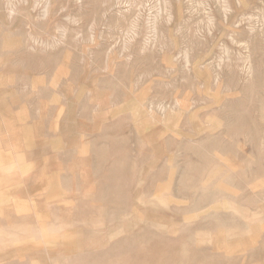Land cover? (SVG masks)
Masks as SVG:
<instances>
[{
	"label": "rangeland",
	"instance_id": "1",
	"mask_svg": "<svg viewBox=\"0 0 264 264\" xmlns=\"http://www.w3.org/2000/svg\"><path fill=\"white\" fill-rule=\"evenodd\" d=\"M5 30L10 35L15 32L13 37L6 35ZM0 35V97L5 94L3 98L7 96L8 101L0 99V179L4 181L1 184L0 180V264H64L66 258L67 264H129L112 259V255L98 259L93 256L105 252L99 248L101 239H111L113 243L123 238L120 231H111V226L120 229L122 222L128 221L132 223L128 224L130 229L136 232L139 215L150 226L151 233L163 236L164 240H183L192 232L194 244L206 248L217 264H264V257L255 255L264 247V0H0ZM20 97L23 100L19 101ZM228 104L232 106L227 111ZM82 109L88 115L87 123L80 119ZM158 113H163V117ZM225 114L239 115L240 120L249 118L250 122L241 134H228L217 140L224 145V151L208 150L216 141V134L237 125L226 124L222 120ZM119 120L123 122L120 124ZM113 127L116 135L128 130L125 136L130 134L141 147V152L135 151L131 158H143L142 167L128 169L131 179L127 180V217L115 224L116 218L109 221L101 213L96 214L97 204L93 208L86 204L85 209L84 202L79 200L91 191L86 166L93 153L87 149L90 140L102 135L104 128L110 131ZM61 157L64 162L59 160ZM112 165L121 168L122 160L107 158L100 168L109 170ZM5 166L12 172L3 170ZM159 173L162 176L155 177ZM13 188L15 192H10ZM8 193L12 194L7 196ZM7 225L9 229L16 227L12 237L13 229L8 230ZM26 225L39 230L34 231L36 236L30 237L31 233L27 237L25 231L33 229L28 230ZM56 225V230H64L56 233L52 229ZM205 225L212 229L200 230ZM253 231L260 236L257 238ZM76 235V239L72 238Z\"/></svg>",
	"mask_w": 264,
	"mask_h": 264
},
{
	"label": "bare ground",
	"instance_id": "2",
	"mask_svg": "<svg viewBox=\"0 0 264 264\" xmlns=\"http://www.w3.org/2000/svg\"><path fill=\"white\" fill-rule=\"evenodd\" d=\"M6 21V20H5ZM20 29H21V27H20ZM20 29L19 30H17L19 33L18 34H20ZM6 31V30H5ZM7 32H8V30L5 32L6 33V35H10V32H9V34H7ZM22 32V31H21ZM15 32H13V34H14ZM23 33V32H22ZM12 34V35H13ZM12 35H10V37H13ZM21 35V37H22V35L23 34H20ZM20 35H15V36H20ZM14 36V37H15ZM0 37H1V35H0ZM22 39V38H21ZM24 40V39H23ZM26 43V42H25ZM15 44V43H14ZM21 46V45H20ZM22 47V46H21ZM30 48V47H29ZM27 49H28V47H27ZM17 50V49H16ZM23 50V49H22ZM29 50V49H28ZM30 51H32V50H30ZM18 52V51H17ZM28 52V51H27ZM8 53V52H7ZM32 54H33V52H31ZM57 54V53H56ZM137 54V53H136ZM17 55V54H16ZM16 55L14 56L15 58H16ZM31 55V54H30ZM59 55V54H58ZM74 55V54H73ZM28 56V55H27ZM26 56V57H27ZM201 56V55H200ZM44 57V56H43ZM77 57V56H76ZM30 58V57H29ZM203 58V57H202ZM32 60V59H31ZM39 60V59H38ZM22 61V60H21ZM194 61V60H193ZM219 61V60H218ZM8 62H9V60H8ZM25 62V61H24ZM33 62V61H32ZM1 63V62H0ZM17 63H18V61H17ZM16 63V64H17ZM31 63V62H30ZM38 63H41V62H38ZM70 63V62H69ZM220 63V62H219ZM19 64H22L23 65V63H19ZM37 64V63H36ZM58 64V63H57ZM73 64V63H72ZM169 64V63H168ZM205 64V63H204ZM28 64H26V66H27ZM41 65H43V64H41ZM50 65H52V64H50ZM61 65V64H60ZM199 65V64H198ZM1 66V65H0ZM11 66V65H10ZM19 67H21L20 65H18ZM24 66V65H23ZM30 66H31V64H30ZM124 66V65H123ZM203 66V65H202ZM3 67V66H2ZM7 67V66H6ZM199 67V66H198ZM15 68V67H14ZM37 68V67H36ZM79 68H81V67H79ZM245 68V67H244ZM243 68V69H244ZM10 69H11V67H10ZM19 69H21V68H18L17 70H19ZM23 69H25V68H23ZM22 69V70H23ZM28 69H30V68H28ZM28 69H25V70H27L28 71ZM195 69V68H194ZM197 69V68H196ZM233 69V68H232ZM34 70V69H33ZM30 71V70H29ZM32 71V70H31ZM56 71V70H55ZM64 71V70H63ZM21 72V71H20ZM39 72V71H38ZM62 72V71H61ZM3 73H5V72H3ZM37 73V72H36ZM52 73H53V71H52ZM208 73V72H207ZM230 73V72H229ZM228 73V74H229ZM241 73V72H240ZM20 74H22V73H20ZM19 74V75H20ZM54 74V73H53ZM204 74V73H203ZM213 74V73H212ZM243 74V73H242ZM146 75V74H145ZM214 75H216V74H214ZM218 75H220V74H218ZM259 75V74H258ZM257 75V76H258ZM21 76V75H20ZM23 76V75H22ZM161 76V75H160ZM217 76V75H216ZM215 76V77H216ZM230 76V75H229ZM234 76V75H233ZM0 77H2V76H0ZM24 77V76H23ZM26 77V76H25ZM214 76H213V78H215ZM232 77V76H231ZM247 77V76H246ZM5 78V77H4ZM220 78V77H219ZM222 78H223V76H222ZM234 78H235V76H234ZM215 79H217V77L215 78ZM185 80H186V78H185ZM225 80V79H224ZM228 80V79H227ZM28 81V80H27ZM98 81V80H97ZM102 81H103V79H102ZM215 81H217V80H215ZM221 81V80H220ZM238 81V80H237ZM13 82V81H12ZM22 82V81H21ZM56 82V81H55ZM189 82V81H188ZM213 82V81H212ZM11 83V82H10ZM29 83V82H28ZM215 83V82H214ZM220 83V82H219ZM216 84V83H215ZM221 84V83H220ZM220 84H218V85H220ZM239 84V83H238ZM12 85V84H11ZM25 85V84H24ZM23 85V86H24ZM113 85V84H112ZM129 85V84H128ZM202 85H204V84H202ZM201 85V86H202ZM226 85V84H225ZM6 86V85H5ZM10 86V85H9ZM15 86H17L16 84H15ZM19 86H22V85H19ZM18 86V87H19ZM45 86V85H44ZM56 86V85H55ZM131 86H132V83H131ZM134 86V85H133ZM188 86V85H187ZM52 87H53V85H52ZM99 87H101V86H99ZM102 87H104V86H102ZM217 87V86H216ZM219 88L221 87V86H218ZM238 87H239V85H238ZM55 88V87H54ZM227 88V87H226ZM249 88V87H248ZM8 89V88H7ZM16 89V88H15ZM32 89V88H31ZM30 89V90H31ZM101 89V88H100ZM107 89V88H106ZM218 89V88H217ZM5 90H6V87H5ZM4 90V91H5ZM127 90V89H126ZM130 90V89H129ZM233 90V89H232ZM19 91H20V88H19ZM39 91V90H38ZM89 91V90H88ZM92 91V90H91ZM110 91V90H109ZM215 91H216V88H215ZM116 92H119V91H116ZM128 92V91H127ZM16 93V92H15ZM74 93V92H73ZM87 93V92H86ZM14 94V93H13ZM43 94V93H42ZM88 94V93H87ZM5 95V94H4ZM3 95V96H4ZM86 95V94H85ZM84 95V96H85ZM113 95V94H112ZM122 95V94H121ZM124 95V94H123ZM3 96H1L2 97V99H4V100H6L7 101V99H5V98H7V96L5 97V98H3ZM10 96H12V95H9V97ZM15 96V95H14ZM37 96V95H36ZM84 96H83V98H84ZM133 96V95H132ZM1 97H0V99H1ZM88 97V96H87ZM96 97V96H95ZM244 97V96H243ZM14 98H16V97H14ZM249 98V97H248ZM97 99V98H96ZM191 99V98H190ZM11 100V99H10ZM20 100H23L21 97L19 98V101ZM65 100V99H64ZM63 100V101H64ZM84 100H85V98H84ZM126 100V99H125ZM5 101V102H6ZM25 101V100H24ZM29 101V100H28ZM48 101V100H47ZM50 101V100H49ZM116 101V100H115ZM127 101V100H126ZM129 101V100H128ZM191 101V100H190ZM2 102V101H1ZM8 102V101H7ZM15 102V101H14ZM80 102H82V101H80ZM171 102V101H170ZM198 102V101H197ZM233 102V101H232ZM235 102V101H234ZM3 103V102H2ZM28 102H26V104H27ZM50 103V102H49ZM66 103V102H65ZM83 103V102H82ZM87 103V102H86ZM123 103H124V101H123ZM164 103V102H163ZM169 103V102H168ZM1 104V103H0ZM110 104V103H109ZM111 104H113L112 102H111ZM175 104V103H174ZM192 104H194V103H192ZM198 104H199V102H198ZM222 104V103H221ZM237 104V103H236ZM3 105V104H2ZM5 105V108H6V106H7V104H4ZM20 105V104H19ZM50 105V104H49ZM64 105V104H63ZM122 105V104H121ZM121 105H120V107H121ZM136 105V104H135ZM140 105V104H139ZM149 105H150V103H149ZM163 105V104H162ZM165 105H166V103H165ZM195 105V104H194ZM247 105V104H246ZM245 105V106H246ZM15 106V105H14ZM51 106V105H50ZM67 106V105H66ZM81 106V105H80ZM94 106V105H93ZM114 106V105H113ZM116 106V105H115ZM125 106V105H124ZM141 106V105H140ZM156 106V105H155ZM161 106V105H160ZM167 106V105H166ZM177 106V105H176ZM206 106V105H205ZM212 106V105H211ZM220 106V105H219ZM222 106V105H221ZM232 106V104H228V105H226V110L228 111V109H230V107ZM4 107V106H3ZM8 107H9V105H8ZM33 107V106H32ZM142 107V106H141ZM169 107V106H168ZM194 107V106H193ZM193 107H192V109H193ZM223 107V106H222ZM17 108V107H16ZM79 108H82V107H79ZM94 108V107H93ZM122 108V107H121ZM143 108V107H142ZM146 108H149V107H146ZM152 108V107H151ZM156 108V107H155ZM157 108H158V105H157ZM160 108V107H159ZM158 108V109H159ZM164 108V107H163ZM163 108H162V110H163ZM195 108V107H194ZM200 108L201 107H199V110H200ZM214 108V107H213ZM212 108V109H213ZM13 109V108H12ZM15 109V108H14ZM52 109H54V108H52ZM89 109V108H88ZM127 109H128V107H127ZM190 109V108H189ZM192 109H190V110H192ZM221 109V108H220ZM219 109V110H220ZM223 109V108H222ZM221 109V110H222ZM34 110V109H33ZM65 110V109H64ZM87 110V109H86ZM144 110V109H143ZM146 110V109H145ZM149 110H151V109H149ZM157 110V109H156ZM160 110V109H159ZM165 110V109H164ZM170 110H171V108H170ZM224 110V109H223ZM0 111H2V109H0ZM154 111V110H153ZM180 111V110H179ZM203 111V110H202ZM81 114H82V116H81V120L82 121H84V122H86V121H88V115L86 114V112H84V110L82 109L81 111ZM103 112V111H102ZM101 112V113H102ZM106 112V111H105ZM105 112H104V114H105ZM109 112V111H108ZM133 112V111H132ZM148 112V111H147ZM157 112V111H156ZM160 112H162L161 110H160ZM185 112V111H184ZM57 113V112H56ZM99 113V112H98ZM131 113V112H130ZM129 113V114H130ZM149 113V112H148ZM163 113H164V111H163ZM162 113V114H163ZM178 113H180V112H178ZM189 113V112H188ZM241 113H242V111H241ZM254 113H255V111H254ZM2 114V113H1ZM32 114V113H31ZM95 114H97V113H95ZM95 114H94V116H95ZM103 114V113H102ZM101 114V116H104V115H102ZM107 114V113H106ZM136 114V113H135ZM158 114H160V115H162L161 113H158ZM181 114V113H180ZM184 114V113H183ZM183 114H182V116H183ZM220 114H221V111H220ZM37 115H38V112H37ZM47 114H45V112H44V116H46ZM56 115V114H55ZM65 115V114H64ZM93 115V114H92ZM108 115H109V113H108ZM132 115V114H131ZM130 115V116H131ZM154 115V114H153ZM156 115V114H155ZM226 115V114H225ZM238 115V114H237ZM33 116V115H32ZM43 116V115H42ZM41 116V118H43ZM97 116V115H96ZM148 116V115H147ZM239 116V115H238ZM238 116H228V115H226V117H224V115L222 116V120L224 121V122H226V124H229V122H234V123H237V125H234V127L233 128H231V129H229L230 131H227V129H223L220 133H218V134H216V136H214L215 138H216V141H214V144L213 145H211L210 147H209V149L208 150H213V149H217V150H219V149H221V150H223L224 151V145H221V143L219 142V141H217V140H219V139H224V135H227L228 136V134L229 135H236V134H241L242 132H243V130L246 128V126L245 125H247L250 121H249V118H242L241 120H240V118L238 117ZM38 117V116H37ZM49 117V116H48ZM133 117V116H132ZM131 117V118H132ZM149 117V116H148ZM162 117H163V115H162ZM192 117V116H191ZM40 118V117H39ZM67 118V117H66ZM92 118H93V116H92ZM98 120H99V117H96ZM118 118H119V116H118ZM144 118H146V117H144ZM152 119H153V116L151 117ZM204 118V117H203ZM37 120H40V119H38V118H36ZM35 119V120H36ZM45 119V118H44ZM52 119V118H51ZM78 119V118H77ZM96 119V120H97ZM102 119V118H101ZM130 119V118H129ZM158 119V118H157ZM156 119V120H157ZM208 120H209V116H208V118H207ZM212 119V118H211ZM210 119V121H212ZM219 119V118H218ZM42 120V119H41ZM93 120H95L94 118H93ZM121 120V119H120ZM120 120H119V123H120ZM142 120V119H141ZM146 120V119H145ZM147 120H149L148 118H147ZM151 120V119H150ZM159 120H160V117H159ZM180 120H182V119H180ZM179 120V121H180ZM207 120V121H208ZM214 120V119H213ZM219 120H221V118L219 119ZM221 120V121H222ZM240 120V121H239ZM34 121V120H33ZM32 121V122H33ZM80 121V120H79ZM99 121H101V120H99ZM111 121V120H110ZM140 121V120H139ZM163 121V120H162ZM179 121H178V124H179ZM205 121H206V117H205ZM209 121V122H210ZM30 122V121H29ZM32 122H30V123H32ZM54 122V121H53ZM90 122V121H89ZM88 122V123H89ZM118 122V121H117ZM123 122V121H122ZM121 122V123H122ZM126 122V121H125ZM148 122V121H147ZM160 121H158V122H156V123H159ZM194 122V121H193ZM223 122V123H224ZM37 123L39 124H41V122L40 121H37ZM87 123V122H86ZM108 123V122H107ZM120 123V124H121ZM140 123H142V122H140ZM140 123H138L139 125H140ZM150 123V122H149ZM181 123V122H180ZM34 124V123H33ZM49 124H52V122H49ZM56 124V123H55ZM117 124V123H116ZM119 124V125H120ZM135 124V123H134ZM137 124V125H138ZM160 124H162V123H160ZM169 124V122L168 123H166L165 125H168ZM176 124V123H175ZM177 124V125H178ZM203 124V123H202ZM215 124V123H214ZM112 125V124H111ZM136 125V124H135ZM141 125H143V124H141ZM148 125V124H147ZM149 125H151L150 127H152L153 125L152 124H149ZM163 125V124H162ZM233 125V124H232ZM42 126V125H41ZM52 126H53V124H52ZM116 126H118V125H116ZM158 126V125H157ZM176 126V125H175ZM206 126V125H205ZM255 126V125H254ZM258 126V125H257ZM44 127H47V125H45V123H44ZM101 127H103V126H101ZM111 127V126H110ZM141 127V126H140ZM140 127L138 126V128L140 129ZM144 127V126H143ZM142 127V128H143ZM149 127V126H148ZM154 127H156V126H154ZM165 127V126H164ZM172 127H173V125H172ZM202 127V126H201ZM209 127V126H208ZM220 127H222V126H220ZM141 128V130H143ZM146 128V127H145ZM178 128V127H177ZM186 128V127H185ZM205 128H207V127H205ZM216 128V127H215ZM48 129H53V127H51V126H49L48 127ZM105 129V128H104ZM103 129V131H102V135H100L98 138H94V139H91L90 140V143H89V146L87 147V149H90V150H93L92 152V154H91V157L88 159V163H86V166L88 167V170H89V172H90V176H91V181H90V183H91V187H90V189H91V191L90 192H88V193H90V194H85V195H83L82 196V198L81 199H79L82 203H83V205H84V208L85 209H87V207H86V204H91V207L93 208V204L95 203V204H97V210H96V214H98V213H101L100 214V216H103V217H105L106 219H108L109 221H114L113 219L114 218H116L115 219V221L113 222L114 224H115V222H116V220H118V219H121V218H123V219H125V217H127V215L125 214L126 212H125V210H126V208H127V205H126V200L128 199L127 198V194H126V192H128L127 190H128V186H127V180H128V169H130L131 171H132V167H138V166H143L142 164H143V158H140L139 160L136 158V159H133V158H131V154L132 153H134L135 151H137V153L138 152H141V147L140 146H138V143L136 142V140H134V139H132V138H130V134L129 135H127V136H125V134H127L128 133V130H121L120 131V133L121 134H119V135H116V133H118L117 131H116V128L115 127H113L110 131H106V130H104ZM165 129H166V127H165ZM164 129V130H165ZM179 129V128H178ZM184 129V128H183ZM214 129V128H213ZM221 129V128H220ZM1 130V129H0ZM150 130V129H149ZM176 130V129H175ZM56 131V130H55ZM100 131H101V129H100ZM136 131H138V130H136ZM166 131V130H165ZM164 131V132H165ZM172 131H173V129H172ZM190 131V130H189ZM211 131V130H210ZM213 131V130H212ZM215 131H217V130H215ZM251 131V130H250ZM1 132V131H0ZM45 132V131H44ZM139 132V131H138ZM168 132H171V131H168ZM188 132V131H187ZM186 132V133H187ZM193 132V131H192ZM261 132V131H260ZM48 133V132H47ZM46 133V134H47ZM82 133V132H81ZM96 133V132H95ZM101 134V132H98V134ZM139 133H142V131H140ZM161 133V132H160ZM163 133V132H162ZM0 134H2V133H0ZM30 134H31V132H30ZM83 134V133H82ZM202 134V133H201ZM252 134V133H251ZM92 134L90 133V136H91ZM96 135H97V133H96ZM143 135V134H142ZM159 135V134H158ZM169 135V134H168ZM195 135V134H194ZM202 135H204V134H202ZM201 135V136H202ZM213 135H215V134H213ZM212 135V136H213ZM254 135H255V133H254ZM49 136V135H48ZM90 136H89V138L87 137V140H86V142L90 139ZM93 136H94V134H93ZM167 136V135H166ZM165 136V137H166ZM256 136H257V134H256ZM263 136H264V134H263ZM44 137H46V136H44ZM80 137V136H79ZM94 137H96V136H94ZM121 137H123V138H121ZM250 137V136H249ZM41 138L42 137H40V140H41ZM82 138V137H81ZM84 138V137H83ZM91 138H93L92 136H91ZM159 138V137H158ZM171 138V137H170ZM174 138V137H173ZM238 138V137H237ZM245 138V137H244ZM36 139V138H35ZM34 139V140H35ZM44 139V138H43ZM47 139H48V137H47ZM101 139H103V141L101 140ZM163 139V138H162ZM176 139V138H175ZM202 139V138H201ZM255 139H257V138H255ZM260 139V138H259ZM262 139V138H261ZM78 140H80V139H78ZM98 140H101V141H98ZM161 140V139H160ZM177 140H179L178 138H177ZM246 140V139H245ZM38 141V140H37ZM48 141V140H47ZM180 141V140H179ZM182 141H184V140H182ZM181 141V142H182ZM186 141V140H185ZM187 141L189 142V140L187 139ZM36 142V141H35ZM79 142V141H78ZM238 142V141H237ZM253 142V141H252ZM251 142V143H252ZM37 143H39V142H37ZM36 143V144H37ZM42 143H47L46 141H43ZM194 143V142H193ZM3 143H1V145H2ZM43 144V146H46V145H44ZM83 144H86V143H83ZM232 144H233V142H232ZM77 145H78V143H77ZM193 145V144H192ZM252 145V144H251ZM253 145H254V142H253ZM4 146V145H3ZM47 146H49V145H47ZM80 146V145H79ZM180 146H181V144H180ZM179 146V147H180ZM184 146V145H183ZM257 146V145H256ZM167 147V146H166ZM250 147V146H249ZM252 147H254V146H252ZM251 147V148H252ZM260 147V146H259ZM50 148V146L48 147V149ZM74 148V147H73ZM84 148V147H83ZM46 150H48L47 148H45ZM255 149H256V151H257V148L255 147ZM70 150H72V149H70ZM82 150V149H81ZM202 150H204V149H202ZM217 150H215V152L217 151ZM226 150H231V148L230 147H226ZM254 150V149H253ZM73 151H75V150H73ZM80 151V150H79ZM144 151V150H143ZM169 151V150H168ZM234 151V150H233ZM44 152V151H43ZM62 151H60V153L59 154H63V153H61ZM72 152V151H71ZM70 152V153H71ZM90 152V151H89ZM145 152H147V151H145ZM245 152V151H244ZM46 152H44V154H45ZM74 154H76V152H73ZM80 153L81 154H83V152L82 151H80ZM143 154L142 155H144V152H142ZM172 153H174V152H172ZM201 153H204V151L203 152H201ZM200 153V154H201ZM251 153H252V151H251ZM257 153V152H256ZM66 154H68V153H66ZM65 154V155H66ZM72 154V153H71ZM73 154V155H74ZM151 154V153H150ZM169 154H171V153H169ZM223 154V153H222ZM235 154V153H234ZM73 155L71 156V157H73ZM89 154H86V156H88ZM137 155H139V154H137ZM136 155V157H138ZM152 155V154H151ZM150 155V156H151ZM155 155V154H154ZM178 155V154H177ZM242 155V154H241ZM68 156V155H67ZM81 156V155H80ZM86 156H83V157H86ZM171 156V155H170ZM186 156V155H185ZM236 156H238V155H236ZM261 156V155H260ZM60 157V156H59ZM114 157H118L119 159H121L122 160V165H120L121 166V168H119V166H116V165H112V167H110V169L109 170H102L101 168H100V165L101 164H103L106 160H107V158H114ZM179 157V156H178ZM205 157V156H204ZM241 157V156H240ZM243 157V156H242ZM248 157V156H247ZM46 158H47V156H46ZM63 158V159H62ZM77 158V157H76ZM177 158V157H176ZM73 159V158H72ZM164 159V158H163ZM168 159V158H167ZM206 159V158H205ZM204 159V160H205ZM211 159V158H210ZM238 159V158H237ZM240 159V158H239ZM244 159V158H243ZM251 159V158H250ZM252 159H253V157H252ZM255 159V158H254ZM260 159V158H259ZM46 160V159H45ZM59 160H62V162H64L65 161V158L64 157H61ZM70 161H71V159H69ZM69 160H68V163H69ZM110 160V159H109ZM181 160V159H180ZM217 160H219L218 158H217ZM220 160H222V159H220ZM165 161V160H164ZM35 162V161H34ZM72 162V161H71ZM168 162V161H167ZM176 162V161H175ZM174 162V159H173V163H175ZM180 162V161H179ZM245 162V161H244ZM189 163H192V162H189ZM201 163V162H200ZM224 163V162H223ZM249 163V162H248ZM39 164H40V162H39ZM67 164V163H66ZM120 164V163H119ZM170 164V163H169ZM180 164V163H179ZM222 164V163H221ZM10 165V164H9ZM225 165V164H224ZM223 165V166H224ZM164 166V165H163ZM168 166V165H167ZM178 166V165H177ZM177 166H175V167H177ZM182 166V165H181ZM197 166V165H196ZM183 167V166H182ZM200 167H202V166H200ZM160 168V167H159ZM229 168V167H228ZM7 168H6V166H5V168L3 169V170H6ZM164 169H166V168H164ZM173 169V168H172ZM7 170H9V168L7 169ZM6 170V171H7ZM65 170V169H64ZM136 170V169H135ZM156 170V169H155ZM220 170V169H219ZM241 170V169H240ZM61 171V170H60ZM175 171V170H174ZM177 171V170H176ZM175 171V172H176ZM178 171H180L179 169H178ZM207 171H208V169H207ZM225 171V170H224ZM238 171V170H237ZM242 171V170H241ZM4 172V171H3ZM3 172H1V173H3ZM8 172H12L11 170H9ZM58 172V171H57ZM156 172H158V170L156 171ZM203 172V171H202ZM205 172V171H204ZM203 172V173H204ZM214 172H216V171H214ZM214 172H212V173H214ZM244 172V171H243ZM6 173V172H5ZM62 173V172H61ZM135 173V172H134ZM210 173V172H209ZM59 174V173H58ZM216 174V173H215ZM225 174V173H224ZM245 174H247V173H245ZM65 176V174L63 173L62 174V176ZM195 175V174H194ZM212 175V174H211ZM222 175V174H221ZM233 175V174H232ZM161 177L162 176V174L161 173H159V174H156L155 175V177ZM176 176V175H175ZM216 175H214V177H215ZM224 176V175H223ZM226 176H228V175H226ZM236 176V175H235ZM244 176V175H243ZM133 178H134V176H132ZM213 177V176H212ZM251 177V176H250ZM6 178V177H5ZM165 178V177H164ZM228 178V177H227ZM232 178V177H231ZM7 179V178H6ZM131 178H129V180H130ZM172 179H173V177H172ZM185 179V178H184ZM208 179H209V177H208ZM211 179V178H210ZM1 181V184H3V180L2 179H0ZM8 180H11V179H9L8 178ZM62 180H64V178L62 179ZM157 180V179H156ZM155 180V181H156ZM132 182H131V184L133 183V180H131ZM159 181V180H158ZM173 181V180H172ZM191 181V180H190ZM206 181V180H205ZM210 180H207V184L209 185V182ZM222 181V180H221ZM243 181H244V178H243ZM130 182V181H129ZM157 182V181H156ZM162 182V181H161ZM189 182V181H188ZM188 182H186V183H188ZM218 182V181H217ZM232 182V181H231ZM65 183V182H64ZM71 183V182H70ZM176 182H174V184H175ZM183 183V182H182ZM190 183V182H189ZM159 184V183H158ZM165 184V183H164ZM180 184V183H179ZM185 184V183H184ZM184 184H181V185H183L184 186ZM202 184H204L203 186H205V182H203ZM207 184H206V186H207ZM220 184H221V182H220ZM234 184V183H233ZM62 185V184H61ZM170 185V184H169ZM259 185V184H258ZM1 186V185H0ZM149 186V185H148ZM156 186V185H155ZM168 186V185H167ZM177 186H178V182H177ZM187 186V185H186ZM200 186H202V185H200ZM205 186V187H206ZM221 186H223V184H221ZM130 187H131V185H130ZM204 187V188H205ZM208 187V186H207ZM254 187H255V185H254ZM62 188V187H61ZM66 188V187H65ZM132 188V187H131ZM155 188V187H154ZM192 187H190V189H191ZM203 188V187H202ZM241 188V187H240ZM245 188V187H244ZM252 188V187H251ZM259 188V187H258ZM158 189V188H157ZM166 189V188H165ZM165 189H164V191H162V193L164 192L165 193ZM172 189V188H171ZM180 189V188H179ZM189 189V188H188ZM246 189V188H245ZM244 189V190H245ZM255 189V188H254ZM8 190V189H7ZM6 190V191H7ZM11 189H9V191H10ZM17 190V189H16ZM166 190H169L168 188L166 189ZM9 191H7V192H9ZM19 191V190H18ZM68 191V190H67ZM78 191V190H77ZM159 191V190H158ZM157 191V192H158ZM186 191V190H185ZM195 191H197V190H195ZM3 192V191H2ZM10 192H15V189L13 188L12 189V191H10ZM66 192V191H65ZM178 191H176V193H177ZM189 192V191H188ZM244 192V191H243ZM1 193V192H0ZM6 192L4 191V193L3 194H5ZM68 193V192H67ZM175 193V195H177ZM210 193V192H209ZM240 193V192H239ZM238 193V194H239ZM244 193H247V192H244ZM9 194V193H8ZM10 194H12V193H10ZM10 194L9 195H7V196H10ZM148 194V193H147ZM173 194H174V192H173ZM189 194V193H188ZM242 194V193H241ZM253 194V193H252ZM256 194V193H255ZM72 195V194H71ZM160 195H161V193H160ZM180 195V194H179ZM129 196V195H128ZM192 196V195H191ZM204 196V195H203ZM261 196V195H260ZM2 197L3 196H1V199H2ZM142 197V196H141ZM143 197H145V196H143ZM151 197V196H150ZM165 197H168V196H165ZM196 197V196H195ZM206 197V196H205ZM237 197V196H236ZM131 198V197H130ZM159 198V197H158ZM163 198V197H162ZM161 198V199H162ZM169 198V197H168ZM174 198V197H173ZM183 198V197H182ZM185 198H186V196H185ZM194 198V197H193ZM144 199V198H143ZM187 199V198H186ZM185 199V200H186ZM192 199V198H191ZM196 199V198H195ZM204 199V198H203ZM213 199V198H212ZM4 200V199H3ZM71 200V199H70ZM141 199H139V201H140ZM171 200V199H170ZM178 200L180 201V199L178 198ZM205 200H207V199H204V201ZM211 200V199H210ZM250 200V199H249ZM257 200V199H256ZM67 201V200H66ZM73 201V200H72ZM149 201V200H148ZM147 201V202H148ZM171 201H173V200H171ZM174 201H177V198H175L174 199ZM188 201H190V200H188ZM194 201V200H193ZM199 201L201 202V200H200V198H199ZM207 201H209V200H207ZM206 201V202H207ZM213 201V200H212ZM215 201V200H214ZM3 202V201H2ZM185 202V201H184ZM210 202V201H209ZM251 202V201H250ZM171 203V202H170ZM194 203V202H193ZM203 203V202H202ZM205 203V202H204ZM213 203V202H212ZM211 203V204H212ZM218 203H219V201H218ZM217 203V204H218ZM74 204H75V202H74ZM141 204H142V202H141ZM150 204H152V203H150ZM191 204V203H190ZM207 204V203H206ZM250 204V203H249ZM56 205V204H55ZM175 205V204H174ZM186 205H187V203H186ZM189 205V204H188ZM210 205V204H209ZM246 205H248V204H246ZM1 206H3L2 204H1ZM6 206V205H5ZM4 206V207H5ZM36 206V205H35ZM57 206V205H56ZM74 206V205H73ZM130 206V205H129ZM176 207H178L177 205H175ZM185 206V205H184ZM193 206H196L195 204L193 205ZM192 206V207H193ZM256 206V205H255ZM258 206V205H257ZM70 207H72V206H70ZM113 207H116V208H118V211H112V212H110L109 211V209H111V208H113ZM153 207V206H152ZM205 207V206H204ZM203 207V208H204ZM252 207V206H251ZM259 207V206H258ZM35 208V207H34ZM49 208V207H48ZM91 208V209H92ZM190 208V207H189ZM195 208V207H194ZM193 208V209H194ZM197 208V207H196ZM205 208H207L208 209V207H205ZM246 208H247V206H246ZM254 208V207H253ZM36 209V208H35ZM90 209V210H91ZM151 209H153V208H151ZM165 209V208H164ZM50 210V209H49ZM89 210V211H90ZM128 210V209H127ZM148 210V209H147ZM18 210H16V212H17ZM36 211V210H35ZM155 211V210H154ZM173 211V210H172ZM190 211V210H189ZM196 211H197V209H196ZM200 211V210H199ZM204 211H205V209H204ZM58 213H59V211H57ZM125 212V213H124ZM147 212V211H146ZM183 212V211H182ZM186 212V211H185ZM209 212V211H208ZM18 213V212H17ZM16 213V214H17ZM65 213H67V212H65ZM130 213V212H129ZM163 213V212H162ZM179 213V212H178ZM196 213V212H195ZM200 213V212H199ZM198 213V214H199ZM227 213V212H226ZM34 214H36L35 212H34ZM109 214H111V215H109ZM172 214V213H171ZM187 214H189V213H187ZM230 214H232V213H230ZM21 215V214H20ZM57 215V214H56ZM149 215V214H148ZM153 215H155V214H153ZM175 215V214H174ZM216 215V214H215ZM221 215V214H220ZM53 216V215H52ZM54 216H55V214H54ZM138 216V215H137ZM207 216V215H206ZM219 215H217V217H218ZM37 217V216H36ZM142 216H138V219H137V222H138V227H137V230H136V232H133L132 231V229H130V224H132L131 222H128V221H125V222H122V226L120 227V229L117 227V226H115L114 225V227L113 226H111V231H120L123 235V238L122 239H120V240H116V241H114L113 243L109 240V242L108 241H106V242H104L102 239H101V244L99 245V248L100 247H102V248H104V250H105V252L102 254V255H98V254H96L95 256H93L94 257V259H98V258H100L101 256H104V255H112V259H115V260H122L123 262H128L129 264H217L216 263V260L215 259H213V256H211V255H208L207 253H206V248H198L197 247V245H195L194 244V242L191 240V238H192V232H189L190 233V235H189V237L187 238V237H184V239L182 240V239H173V240H170V241H168V240H164L163 239V236H161L160 235V237H159V235H157V233L156 234H154V233H151V231H150V226H148V224H147V222H143V220H142V218H141ZM196 217V216H195ZM208 217V216H207ZM210 217H212V215L210 216ZM216 217V218H217ZM27 218V217H26ZM38 218V217H37ZM37 218H35V219H37ZM150 218V217H149ZM148 218V219H149ZM156 218L157 217H153V218H150L151 220H153V221H155L156 220ZM209 218V217H208ZM221 218V217H220ZM251 218H253V217H251ZM257 218V217H256ZM28 219V218H27ZM51 219V218H50ZM211 219V218H210ZM209 219V220H210ZM157 220H158V218H157ZM176 220V219H175ZM182 220V219H181ZM190 220V219H189ZM188 220V221H189ZM192 220H194L193 218H192ZM212 220H214V219H212ZM218 220H219V218H218ZM221 220V219H220ZM223 220V219H222ZM24 221H26L25 219H24ZM51 221V220H50ZM161 221H162V219H161ZM166 221V223L168 222V220H165ZM197 221V220H196ZM249 221V220H248ZM258 221V220H257ZM257 221H256V223H257ZM38 222V221H37ZM56 222V221H55ZM83 222V221H82ZM152 222V221H151ZM151 222H149L150 224H151ZM163 222V221H162ZM205 222V221H204ZM208 222V221H207ZM222 222V221H221ZM261 222V221H260ZM16 223V222H15ZM14 223V224H15ZM51 223L52 222H50L49 224V226H50V228H51ZM99 223H103V222H98V224ZM109 223V222H108ZM112 223V222H111ZM172 224H174L173 222H171ZM178 223V222H177ZM262 223V222H261ZM4 224V223H3ZM17 224H19V223H17ZM27 224V223H26ZM85 225V223H82V225ZM98 224H93L94 225V227L95 226H99ZM129 224V225H128ZM169 224V223H168ZM171 224V225H172ZM188 224V223H187ZM187 224H186V226H187ZM217 224V223H216ZM222 224V223H221ZM228 224V223H227ZM246 224V223H245ZM4 225H6V224H4ZM16 225V224H15ZM20 225H22V224H20ZM46 225H48V222H47V224ZM54 224H52V226H53ZM59 225V224H58ZM58 225H56V228H54V227H52V229H57V227H58ZM77 225H78V223H77ZM86 225H88V224H86ZM91 225V224H90ZM178 225H179V223H178ZM178 225L176 226V227H178ZM233 225V224H232ZM239 225V227H240V223L239 224H237V226ZM247 225V224H246ZM8 227V230H10V229H13L12 230V232H11V237H12V234H14V231L16 230V227L15 226H13V228H10L9 229V225H7ZM27 226V225H26ZM29 226V225H28ZM28 226H27V228H28ZM48 226V227H49ZM104 226V225H103ZM170 226V225H169ZM168 226V227H169ZM173 226V225H172ZM172 226H170V227H172ZM185 226V225H184ZM224 226V225H223ZM236 226V225H235ZM255 226V225H254ZM253 226V227H254ZM259 225H257V227H258ZM24 227V226H23ZM32 226L30 225V227L28 228V230L31 228ZM46 228H47V226H45ZM67 227H68V225H67ZM84 227V226H83ZM154 227V226H153ZM169 227V228H170ZM180 227V226H179ZM219 227V226H218ZM234 227V226H233ZM243 227V226H242ZM241 227V228H242ZM257 227H255V229L257 228ZM6 228V227H5ZM6 228V229H7ZM27 228L26 227H24V229L25 230H27ZM42 228V227H41ZM49 228V229H50ZM59 228H60V226H59ZM58 228V229H59ZM61 228H63V229H61ZM60 229H61V231L62 230H64V227H61ZM69 228V227H68ZM136 228V227H135ZM217 228V227H216ZM31 229H33V228H31ZM36 229V228H35ZM48 229V228H47ZM48 229V231H51V229L49 230ZM171 229V228H170ZM212 229V226L211 225H205V226H203L202 228H200V230H204V231H208V230H211ZM232 229V228H231ZM244 229H246V228H244ZM258 229H259V227H258ZM257 229V231H259L260 232V230H258ZM22 230H23V228H22ZM46 230V229H45ZM90 229H88V231H89ZM169 230V229H168ZM172 230V229H171ZM189 230V229H188ZM187 230V231H188ZM233 230V229H232ZM237 230V229H236ZM240 230V229H239ZM253 230V229H252ZM4 231V230H3ZM24 231V230H23ZM34 231H37V232H39V230H34L33 229V232L32 231H25L26 233L28 232H30L29 234L27 233H25L26 235H27V237H29L28 235H30L31 233H32V235H30V237H33V235H35V232ZM47 231V230H46ZM57 232L56 233H59L58 231H60V230H56ZM60 231V232H61ZM93 231V230H92ZM108 231V227L105 229V232H107ZM177 231V230H176ZM175 231V232H176ZM241 231V230H240ZM244 231V230H243ZM257 231H253L254 233H256L257 235H256V237L257 236H260V235H258V232ZM2 232V231H1ZM19 232V231H18ZM17 232V233H18ZM43 232H44V230H43ZM120 232L118 233V234H120ZM167 232H171L170 230L169 231H167ZM218 232V231H217ZM224 232V231H223ZM5 233H6V231H5ZM46 233H48V232H46ZM53 233H55V231L53 232ZM97 233V232H96ZM176 233H178V231L176 232ZM175 233V234H176ZM260 233H262V232H260ZM7 234V233H6ZM20 234V233H19ZM24 234V235H25ZM37 234V233H36ZM38 234H40V233H38ZM37 234V235H38ZM94 234V233H93ZM25 235V236H26ZM91 235V234H90ZM121 235V234H120ZM8 236H9V234H8ZM36 236V235H35ZM39 236V235H38ZM176 236V235H175ZM186 236V235H185ZM225 237H226V235H224ZM264 236V235H263ZM10 237V238H11ZM59 237V236H58ZM58 237H56V238H58ZM76 237H77V235L76 236H74V237H72V238H75L76 239ZM78 237H79V235H78ZM89 237V236H88ZM205 237V236H204ZM1 238H4V237H1ZM5 238H6V236H5ZM47 238H50V237H47ZM53 238V237H52ZM51 238V239H52ZM258 238V237H257ZM260 238V237H259ZM9 239V238H8ZM31 239H33V238H31ZM53 239H55V238H53ZM78 239V238H77ZM249 239V241H250V238H248ZM256 239V238H255ZM3 239H1V244L3 245L4 244V240L2 241ZM10 241V240H9ZM8 241V242H9ZM31 241V243H32V240H30ZM92 242V241H91ZM209 242V241H208ZM256 242H257V240H256ZM34 243V242H33ZM109 243H112V244H109ZM152 244V245H151ZM226 244V243H225ZM228 244V243H227ZM239 244V243H238ZM5 245V244H4ZM7 245V244H6ZM56 245V244H55ZM218 245V244H217ZM252 245V244H251ZM255 245H257V244H255ZM86 246V245H85ZM231 246V245H230ZM254 246V245H253ZM258 246V245H257ZM4 247H6V246H4ZM140 247V248H139ZM144 247L146 248V250H144ZM228 247H229V245H228ZM233 247H231V249H232ZM263 248L264 247H260V251L259 252H257L255 255L256 256H263L264 257V250H263ZM213 249V248H212ZM36 250H39V249H36ZM48 250H50V249H48ZM53 250H55V249H53ZM52 250V251H53ZM263 250V251H262ZM103 251V250H102ZM252 251H254V250H252ZM51 252V251H50ZM77 252V251H76ZM236 252V251H235ZM233 253V252H232ZM236 253H239V250H238V252H236ZM49 254V253H48ZM83 254V253H82ZM81 254V255H82ZM90 254H92V253H90ZM186 254H189V256H187V257H185L186 256ZM216 254V253H215ZM45 255V254H44ZM231 255V254H230ZM230 255H227V256H229L230 257ZM232 255H234V254H232ZM48 256V255H47ZM52 256V255H51ZM222 256V255H221ZM88 257H91V256H88ZM70 258V257H69ZM76 258V257H75ZM44 260H45V256H44V258H43ZM50 259V258H49ZM67 259V258H66ZM66 259H65V263H64V261H63V263L64 264H67V263H69L68 261H66ZM77 259V258H76ZM80 259H82V258H80ZM90 259V258H89ZM103 259V258H102ZM219 260H221L222 258H218ZM237 259V258H236ZM253 259H255V260H259L258 258H256L255 256L253 257ZM69 260V259H68ZM78 260V259H77ZM224 260V259H223ZM242 260V259H241ZM263 260V262H264V258L262 259ZM252 261V260H251ZM55 262V261H54ZM71 262H72V260H71ZM80 262V261H79ZM85 262V261H84ZM247 262V261H246ZM250 262V261H249ZM41 264H42V262H40ZM73 263V262H72ZM75 263H77V261L76 262H74V264ZM86 263V262H85ZM245 263V262H244ZM81 264V263H80ZM245 264H247V263H245Z\"/></svg>",
	"mask_w": 264,
	"mask_h": 264
}]
</instances>
